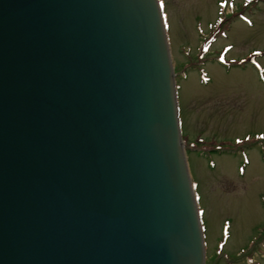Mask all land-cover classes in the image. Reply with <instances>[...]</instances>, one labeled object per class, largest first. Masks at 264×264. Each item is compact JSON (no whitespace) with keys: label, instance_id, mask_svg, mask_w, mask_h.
Returning a JSON list of instances; mask_svg holds the SVG:
<instances>
[{"label":"water","instance_id":"1","mask_svg":"<svg viewBox=\"0 0 264 264\" xmlns=\"http://www.w3.org/2000/svg\"><path fill=\"white\" fill-rule=\"evenodd\" d=\"M159 0H0V264H205Z\"/></svg>","mask_w":264,"mask_h":264},{"label":"rangeland","instance_id":"2","mask_svg":"<svg viewBox=\"0 0 264 264\" xmlns=\"http://www.w3.org/2000/svg\"><path fill=\"white\" fill-rule=\"evenodd\" d=\"M160 5L172 62L180 65L184 136L197 128L201 107L217 111L205 118L204 131H227L223 144L192 141L186 154L207 264H264V0ZM190 97L196 101L191 109ZM222 146L228 151L208 150Z\"/></svg>","mask_w":264,"mask_h":264},{"label":"flooded vegetation","instance_id":"3","mask_svg":"<svg viewBox=\"0 0 264 264\" xmlns=\"http://www.w3.org/2000/svg\"><path fill=\"white\" fill-rule=\"evenodd\" d=\"M179 66H180L179 63H175V62L173 63L174 73L176 75L175 76V81H176V93H177V101H178L180 128H181V135H182L183 144H184V147H185V150H186V154H187L188 150H190L191 148H194V147L190 146V145H192L191 144L192 141H195V143H203L204 142V143H208V144H211V143L223 144L224 143V137L223 136L226 135L225 132H227V131H224L223 129H220L219 127H216L214 129L213 126H211V125L210 126L212 127V130L207 129V128L205 129V131L203 130L206 126L209 125L208 123H206V119L205 118L210 117L211 115L214 114V112H217V111H212V112L208 113V112H206L208 110L205 111L204 108H202V107L199 108V110H200V113H199L200 118L198 119L197 128L193 129V130L189 129L190 132L186 131L185 132L186 135L184 136V134H183L184 121H183V119L181 117L182 109H181V105H180V101H179V87L180 86H179V84L177 82L179 77H180V70L178 69ZM217 94H224V93H216V94H211V95H217ZM207 95H210V93H206V94L202 95V97H200V98H204ZM225 95H231V94L230 93H226ZM193 97L195 98V96H193ZM192 98L190 97L191 101H189V104H188L189 109L194 107V105L196 103L194 98H193V101H192ZM202 112H203V114H202ZM228 115L229 114H220V113L217 114V116H220V117L221 116H228ZM210 118H212V117H210ZM191 132H194L195 134H191ZM204 134H213V136L215 135V137L217 139H220V141L216 140L215 137H214V139L211 138V139H209L207 141H204V137H205V136H203ZM257 146L259 147V149L261 148V146H262L261 140L257 143ZM224 149L226 151H228L227 148H223V146L222 147H212V148H209L208 150H216V151L218 150V152H223L222 150H224ZM198 211H199V207H198ZM200 216L201 215H200V212H199V217ZM200 222H201V217H200ZM201 227H202V222H201ZM202 233H203L204 248H205V234L203 232V227H202ZM207 256L208 255H207L206 249H205V264H207Z\"/></svg>","mask_w":264,"mask_h":264}]
</instances>
